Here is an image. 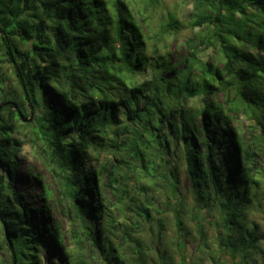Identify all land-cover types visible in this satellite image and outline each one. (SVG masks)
<instances>
[{
	"label": "trees",
	"instance_id": "16d2710c",
	"mask_svg": "<svg viewBox=\"0 0 264 264\" xmlns=\"http://www.w3.org/2000/svg\"><path fill=\"white\" fill-rule=\"evenodd\" d=\"M184 1L191 6L185 18L176 2L151 25L149 12L161 0H0V63L16 81L3 91L0 66V167L9 174L6 183L0 175V230L8 264H156L152 255L162 264H201L184 254L191 236L180 215L185 194L192 214L213 219L217 264H225L222 255L249 264L264 252V230L250 219L264 209V0ZM183 30L187 52L171 62L167 39ZM23 128L57 178L70 246L46 207L51 192L41 185L44 221L36 226L35 208L12 185ZM155 174L166 180L174 251L161 249L159 227L149 254L141 236L151 227L150 207L131 198L135 219L116 213L128 182L142 194L139 182Z\"/></svg>",
	"mask_w": 264,
	"mask_h": 264
},
{
	"label": "rangeland",
	"instance_id": "374dc122",
	"mask_svg": "<svg viewBox=\"0 0 264 264\" xmlns=\"http://www.w3.org/2000/svg\"><path fill=\"white\" fill-rule=\"evenodd\" d=\"M138 1L139 0H128V3L135 5ZM161 2V5L156 6L149 12V14L151 13V25L154 23L158 24L164 17V7L170 9L174 3L178 2L181 6L180 15L183 18H185V12L191 8V6L184 0H161ZM145 4L149 6L147 2H145ZM148 8L150 9V6ZM187 36H189V32L183 30L179 32L177 36H171L167 39L166 45L170 52L171 62H176L178 59L185 56L187 50L184 43ZM207 54H201V58L207 60ZM0 66H3L1 71L7 78L3 86V91H8L15 87V77L12 75L9 65L0 63ZM22 132L25 133V137L22 135L17 136L20 140H22V145L19 152L13 159L15 169L12 174V185L17 193H23L25 195L22 198L25 205L35 208V210L30 211V213L31 219L34 221L36 226L38 225L37 223L42 224L44 221L42 206L45 204L42 205V201L40 199L41 185H44V187L51 192L52 197L46 204V207L49 209L53 220H55V222H57L60 226L63 244H68V246H70L69 230L71 222L65 215L63 207L59 203L57 178L55 175L48 173L40 163L37 147L29 141L27 129L23 128ZM104 162L105 161L103 159L99 161L100 165L104 164ZM258 164L264 170V158L259 159ZM0 175H3V181L6 183L9 174L1 167ZM165 181L166 180L158 174H155L154 178L146 177L141 179L138 186L141 187L142 190H145L142 194L136 192L134 189L135 186L132 182H128L127 189L129 190L127 197L122 201V213H116L117 217H120L121 220L133 221L135 219L136 210L131 205V198L135 199L137 202L136 204L143 206L148 205L150 207L153 216L150 223L151 227L148 228V226H146L142 231L143 233L141 236L142 242L152 250L149 254H155L156 247L160 241L158 238L159 227L160 235L164 238L163 247H161V249L167 247L170 252L174 251L172 243L174 242L175 237V227L172 225V210L165 204V199L167 200V198H169ZM180 183L181 191L185 194V191L189 187V180L184 171L180 174ZM184 201L185 207L180 215L182 216L183 222L187 226V230L191 234L189 238L184 239V254L187 258L192 256L196 263L217 264V231L215 226H213V219L211 217H207L206 213H202L200 217H197L189 211L194 203L190 194H185ZM250 217L251 220L259 222L264 230V209L262 214L254 216L251 215ZM2 234L3 233L0 230V264H8V254L4 250L1 243ZM203 244L205 245L203 246ZM259 244L261 250L264 251V241H261ZM43 255L44 253L42 254V257ZM152 259H155L156 264H162L159 263L160 261H158L159 259L155 255H152ZM221 260L225 262V264H233L238 263L239 258L231 259L229 256L222 255ZM175 263L179 264L178 258H175ZM43 264L49 263L43 262ZM148 264L151 263L149 262ZM249 264H264V252L260 253V255H255L254 258L249 261Z\"/></svg>",
	"mask_w": 264,
	"mask_h": 264
},
{
	"label": "water",
	"instance_id": "95a60500",
	"mask_svg": "<svg viewBox=\"0 0 264 264\" xmlns=\"http://www.w3.org/2000/svg\"><path fill=\"white\" fill-rule=\"evenodd\" d=\"M2 105H6V104H2ZM9 105H11L14 109H17V105H16L15 103H9ZM0 107H1V106H0ZM31 120H32V116H30V117L27 119V121H29V122H30ZM4 236H5V240H6L7 244H8V247H9V249H10V252H11V254H12V257H13V259H15L14 249H13V246H12V242H11V240H10L8 234H7L5 231H4ZM13 264H15V262H14Z\"/></svg>",
	"mask_w": 264,
	"mask_h": 264
}]
</instances>
